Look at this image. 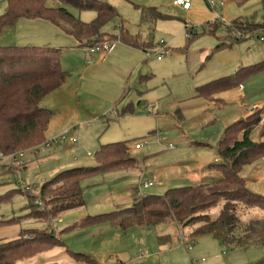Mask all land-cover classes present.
Returning a JSON list of instances; mask_svg holds the SVG:
<instances>
[{"label": "rangeland", "instance_id": "1", "mask_svg": "<svg viewBox=\"0 0 264 264\" xmlns=\"http://www.w3.org/2000/svg\"><path fill=\"white\" fill-rule=\"evenodd\" d=\"M108 1L115 6L116 0ZM159 1L164 3L166 0ZM222 2H228L229 5L223 8ZM46 3L49 7L61 6L59 0H46ZM214 4L221 13L223 11L227 21L222 24L226 26L240 16L261 18L263 14L260 0H214ZM161 5L163 14L168 18L150 25L142 22L141 10L137 6L126 0L119 3L116 6L118 15L102 28L107 35L115 36L112 46H117V49L115 55L102 64L98 63V58L104 60L109 53L104 58L100 54L96 55L98 57L94 56L87 63L86 59L90 56L78 39L62 25L44 19L19 18L0 29V47L42 46L59 49L61 66L70 75L62 84L64 87L55 91L64 95L59 103L56 101L53 105L52 97H45L41 102L43 107L48 108L51 104L60 110L51 118L45 133L46 140L53 142V150L47 153L40 151L38 154L27 152L25 159L29 166L21 172L10 173L0 169V195L11 188H18V177L31 184L35 194L58 171L70 167H94L98 162L97 154L109 143L127 142L131 155L139 162L133 168L85 178L82 186L86 205L66 211L55 219L25 217L28 212L24 208L27 200L21 193L14 194L12 201L0 204V216L5 219L21 217L14 224L0 227V240L16 239L22 229L44 228L46 232L51 229L63 243L16 264H85L78 258L84 255L94 258L98 264H257L264 260V243L249 247H226L221 239L210 234L190 239L188 236L192 228L180 229L172 222L152 227L135 226L127 231L108 221L80 225L81 220L88 215L102 216L131 205L136 193L134 188L142 194L161 195L169 185H198L212 177L220 178L217 165L209 167L208 164L218 159L217 142L225 123L230 121L228 118L233 114L241 111L244 104H264V71L243 81V91H239L238 87L229 91L235 93L234 96L224 92L214 94L215 99L207 98L209 96L199 98L195 91L204 83L235 74L242 67L262 61L264 42L248 37L240 43L246 57H242L241 63H245V58L250 65H223L219 60L211 61V56H207L215 53L216 45L220 43L209 29L210 20H203L206 17L204 8L212 15L211 8L204 2L202 10H195L193 15H188L176 8ZM6 6L7 0H0V15L5 12ZM69 10L82 21H91L95 16L92 10ZM187 22L194 26L196 32L191 38L185 35ZM116 24L119 26L116 27ZM121 26L130 34L138 35L141 42H147L152 37L153 43L165 40L170 51L163 52V61H159L156 57H148L147 49H127L125 45L128 44L120 40ZM220 26L216 33L226 35L227 31ZM231 43V40H227L225 45L230 47ZM138 58L142 62L146 60L144 63L154 73H149L152 77L143 80L144 85L154 84L160 88V93L171 91L169 96L159 98L160 109L165 111H160L161 114L159 108L157 112L156 100L147 99L148 104H153L147 109L137 102L139 73L130 74ZM85 69H88L89 75H86ZM83 78L85 84L81 86ZM121 92H124L123 97ZM237 92L240 94L236 98ZM217 97L222 98L224 107ZM199 99L201 103L196 101ZM131 100L135 102L134 108L128 105ZM145 100L141 97V103ZM177 101L180 102L182 114L177 106L171 107ZM139 115L146 118L139 120ZM174 125H178V128ZM62 134L67 136L65 140L53 141ZM252 136L255 140L260 139L258 128ZM70 138H77L78 141L71 143ZM137 142L145 145L137 149L134 146ZM171 144L173 149L169 147ZM7 161L6 157L0 156L2 166ZM241 176L248 179L247 184L251 189L264 195L263 158L245 166ZM148 181L154 184L149 187L141 185ZM221 208V205L213 208L212 216L216 217ZM239 208L245 220L263 215L260 209H248L243 205ZM165 234L170 235V239L159 241L158 236ZM188 245H192V249H188Z\"/></svg>", "mask_w": 264, "mask_h": 264}, {"label": "trees", "instance_id": "2", "mask_svg": "<svg viewBox=\"0 0 264 264\" xmlns=\"http://www.w3.org/2000/svg\"><path fill=\"white\" fill-rule=\"evenodd\" d=\"M61 6L49 7L46 0H7L5 12L0 15V29L16 22L19 18L45 19L56 25H62L78 41H102L115 36L102 31L103 26L118 15L115 6L106 0H59ZM207 2V0H205ZM141 10L143 23L153 25L156 21L167 19L155 7L137 6ZM92 10L96 13L93 20L86 22L70 12ZM264 19V0H262ZM222 23L210 25L211 32L217 35ZM122 27V26H121ZM264 27V22H255L253 18L239 17L224 25L227 31L223 41L216 49L226 47L227 40H233L235 32L254 30ZM121 42L146 50L158 43L141 42L138 35H132L121 28ZM245 39V38H242ZM242 39L235 38L236 41ZM225 40V41H224ZM234 40V42H235ZM264 71V60L242 67L235 74L211 80L199 89L200 95L232 89L242 84L251 76ZM61 66V51L55 47L12 46L0 47V154L8 155L17 151L25 153L47 142L45 133L54 111L41 105L42 100L59 88L69 77ZM264 107L246 119H240L229 125L216 148L219 162L217 170L221 177L199 185L173 187L164 194H142L137 191L131 205L106 215L81 220L80 225L97 221L111 222L115 227L127 231L138 227H152L160 223L172 222L177 228L191 229L188 236L194 239L199 235L210 234L221 239L226 247H249L264 243V195L251 190L241 176L244 166L256 160L264 159V141L252 136L259 128L264 136ZM50 142V141H49ZM52 145L44 153L50 152ZM52 151V150H51ZM94 167H70L57 172L51 180L43 183L38 193L24 192L19 187L11 188L0 195V204L13 200L16 193L25 196L28 212L27 218L38 220L55 219L62 213L84 207V190L82 181L100 173L133 168L137 165L125 141L109 143L97 154ZM27 163V162H26ZM2 166L0 167V169ZM11 168L8 172H21ZM222 208L216 217L213 208ZM260 209L258 218L245 220L241 217L239 207ZM21 217L5 219L0 216V227L11 225ZM22 229L16 239L0 240V264H16L18 261L32 257L57 244H63L49 229ZM159 241H168L170 235H159ZM82 255V253H78ZM85 264H98L90 256L78 257ZM264 264V260L257 263Z\"/></svg>", "mask_w": 264, "mask_h": 264}, {"label": "crops", "instance_id": "3", "mask_svg": "<svg viewBox=\"0 0 264 264\" xmlns=\"http://www.w3.org/2000/svg\"><path fill=\"white\" fill-rule=\"evenodd\" d=\"M124 0H116V2H114V3H116L115 4V7L119 4V3H122ZM126 1H128L129 3H131V4H134L135 6H151V7H155V8H157L159 11H161L162 12V10H161V7H162V5L161 4H165L166 6H169V7H172V8H176V9H178L179 11H181V12H185L186 14H188V15H193V12L195 11V10H202L203 8H204V2H205V0H193V3H192V8L190 9V10H187V11H185V10H182L181 8H179V7H177V6H175L174 4H173V1L174 0H166V1H164V3H162V2H160L159 0H126ZM109 2V1H108ZM260 2H261V6H262V0H260ZM206 3V2H205ZM112 5H114V4H112ZM206 5L208 6V4L206 3ZM229 5V3L228 2H226V4H225V2H222L221 3V6H223V8H226L227 6ZM209 7V6H208ZM117 8V7H116ZM138 8V7H137ZM210 8V7H209ZM212 10V9H211ZM204 11H205V13H206V17H205V19H203L204 21L206 20V21H209V20H211L212 19V17H213V14L212 15H210L209 14V12L207 11V10H205V8H204ZM94 12V11H93ZM95 13V12H94ZM163 13V12H162ZM222 13H223V11H222ZM262 13H263V10H262ZM224 14V13H223ZM95 16H96V13H95ZM95 16L93 17V19L95 18ZM240 17H242V16H240ZM237 18H239V17H237ZM245 18H248V17H245ZM250 18H253L254 20H255V22H264V19H263V14H262V17L261 18H255V16H252V17H250ZM92 19V20H93ZM236 19V18H235ZM45 20V19H44ZM47 21H49V20H47ZM49 22H51V21H49ZM86 22H89V21H86ZM157 22V21H156ZM155 22V23H156ZM52 23V22H51ZM154 23V24H155ZM153 24V25H154ZM157 24V23H156ZM219 37H220V39H219V42H221V41H223V37H225V34H217ZM233 40H231V44H230V47H228V45H226V47H223L222 49H219V50H217V51H215V53H213L212 55H208L207 56V58H209L210 56H211V58H209V60L211 59V61H216V60H219L223 65H228V64H233V63H237V65H240V64H247V65H250V63H246L247 61V59H245L246 57L244 56V53H243V49L241 48V42H242V40H245V39H242V40H240V41H236L235 40V38H232ZM234 40H235V42H234ZM155 42L154 40H153V37L152 38H149L148 40H147V42ZM225 41V40H224ZM158 43V42H157ZM218 44H220V43H218ZM217 44V45H218ZM119 45V44H118ZM125 45V44H124ZM216 45V46H217ZM116 47V48H115ZM113 46L112 47V52L110 51L109 52V54H108V56H107V58L106 59H104V60H101V59H99L98 58V63H104V61L105 60H109L112 56H114L115 55V50L117 49V46ZM120 47H122V46H120ZM125 47H128L127 49H131V48H134V49H138V50H142L143 51V49H140V48H136V47H132L131 45L129 46V45H125ZM131 47V48H130ZM114 48V49H113ZM145 51V50H144ZM107 54H105V55H107ZM105 55H102L103 57L102 58H104V56ZM96 57H98V56H96ZM242 57H245L244 59H243V62H245V63H241V59H242ZM264 58V57H263ZM162 61H163V58L161 59ZM264 60V59H263ZM262 60V61H263ZM160 61V60H159ZM144 62H146V60H144ZM144 62H142L141 61V58L139 59H137L136 61H135V63H134V65H133V69H132V72H131V74L130 75H136V72L137 73H139V82H140V89H138L137 90V95L139 96L138 97V99H137V102L138 103H140V106H142V104H143V106H142V108H145L144 106H147L145 109H147V108H151V107H149L148 105H150L151 103H149L148 104V100L147 99H152V101L153 100H156L157 101V103H155V106H156V108H157V112H158V108H159V112L161 111V112H165V111H162V109H160V100H159V98H163V97H161V96H169L170 95V92H168V91H165V92H159L160 90V88H157V86H155L154 84H152V85H150V86H148V85H144V82H143V80H145V79H147V78H150V76L152 77V75H154V73H153V69L147 64V63H144ZM101 63V64H102ZM236 65V66H237ZM247 65H245V66H247ZM87 71V72H86ZM84 72H86V75H89L90 73H88V69L86 70H84ZM149 73H152V75H150L149 76ZM225 76H228V75H225ZM222 77H224V76H222ZM220 78V77H219ZM217 79V78H216ZM214 80V79H213ZM146 81V80H145ZM83 84H85V78H83V81L80 83V85L82 86ZM205 84V83H204ZM203 85V84H202ZM201 86V85H200ZM200 86H198L197 88H196V95L199 97V98H202V97H204V96H206V95H200L199 94V87ZM61 87H64V85H61L59 88H61ZM67 87H68V85H66L65 86V89H67ZM236 87H238V89H239V91H243V85L241 84V85H239V86H236ZM59 88H57L56 90H54L53 92H51L50 94H48L46 97H52V102H53V105L56 103V101H58V103L62 100V98L64 97V95H62V94H57L55 91H58V89ZM235 88V87H234ZM233 89V88H232ZM232 89H228V90H225V91H221V92H218V94H221V93H226V92H229V91H231ZM64 91V90H63ZM55 93V94H54ZM60 93H62V92H60ZM122 93V92H121ZM160 93V94H159ZM238 93L240 94V92H237V94H236V98L238 97ZM123 94H124V92L122 93V97H123ZM216 94V93H215ZM229 94H231L232 96H234L235 95V93H233V92H229ZM53 95V96H52ZM140 95H141V97H144L146 100L144 101V103H141V97H140ZM128 96V93H127V95L124 97V99L126 98ZM202 96V97H201ZM209 97H207V98H211V99H215L216 98V96L213 94V95H208ZM167 99V98H166ZM206 99V98H205ZM217 99H219L221 102H222V107H224L223 105V100H222V98L221 97H217ZM198 103H201V102H199V101H201L200 99L199 100H196ZM151 102V101H150ZM135 104V102H134V100H131L130 101V103L128 104L129 106L131 105V106H133ZM145 104V105H144ZM180 102L179 101H177V102H174L173 103V105H171V107L172 108H175L176 106H177V109L179 110V111H181V109H180ZM218 104V103H217ZM53 105H48L49 107L48 108H50L51 109V107H53ZM255 105H258V109H253V106H255ZM128 106V108H130ZM171 107H165V108H171ZM264 107V104H262V103H257V104H254V105H243V109L241 110V111H238L236 114H233L231 117H230V119L228 118V120H230L228 123H225V125H224V128H223V133H224V131H225V129L229 126V125H231L232 123H234V122H236V121H238V120H240V119H246L247 117H249L250 115H252L253 113H255L256 111H258V110H261L262 108ZM56 108V109H55ZM133 108H134V106H133ZM176 109V110H177ZM53 111H54V114L56 115L60 110L58 109V107H53V109H52ZM161 112H160V114H161ZM53 114V115H54ZM181 114H182V111H181ZM53 115H52V117H53ZM51 117V118H52ZM146 117L145 116H143V115H139V117H138V119L139 120H141V119H145ZM51 121V120H50ZM50 124V123H49ZM160 125H161V123H160ZM161 126H163V125H161ZM49 127V126H48ZM174 127L175 128H178V125H174ZM134 128H136V127H134ZM162 128H164V127H162ZM162 128H158L160 131H163V129ZM258 130H259V128H258ZM223 133H222V135H223ZM222 135H221V137H222ZM259 135H260V139L258 140V141H261L262 140V136H261V134H260V132H259ZM221 137H220V139H221ZM219 139V140H220ZM257 140V139H256ZM263 141V140H262ZM219 142V141H218ZM218 142H217V144H218ZM51 150H53V149H51ZM257 161V160H256ZM255 161V162H256ZM219 162V160L218 159H214V161H211L209 164H208V166L209 167H211V165L212 164H217ZM254 163V162H253ZM4 165V164H3ZM139 165V162H138V160H137V165L136 166H138ZM249 165H251V164H249ZM0 166H2L1 164H0ZM28 166H29V164H28V162L26 163V168L25 169H27L28 168ZM135 166V167H136ZM207 166V167H208ZM247 166V165H246ZM245 167V166H244ZM243 167V168H244ZM208 169H210V168H208ZM59 172V171H58ZM243 177V176H242ZM215 177H212L211 179H214ZM244 179H245V181H246V185L248 186V179L246 178V177H243ZM211 179H209V180H211ZM216 179H218V178H216ZM208 179H206V181H202L201 183H205V182H207V181H209ZM200 183V184H201ZM185 185H187V184H185ZM185 185H180V186H185ZM199 185V184H198ZM173 187H179V185H175V186H173V185H169L168 186V189H170V188H173ZM249 187V186H248ZM250 188V187H249ZM167 189V190H168ZM251 189V188H250ZM166 190V191H167ZM251 190H253V189H251ZM254 191V190H253ZM255 192H257V191H255ZM259 193V192H258ZM42 230H44V228L42 229Z\"/></svg>", "mask_w": 264, "mask_h": 264}, {"label": "built area", "instance_id": "4", "mask_svg": "<svg viewBox=\"0 0 264 264\" xmlns=\"http://www.w3.org/2000/svg\"><path fill=\"white\" fill-rule=\"evenodd\" d=\"M108 1V0H106ZM192 3L193 0H174L173 4L179 8H181L182 10H190L192 8ZM208 4V6L212 9L213 11V17L212 19L208 22V26L216 24V23H224L227 21V19L224 17V15L221 13L220 10H218V8L216 7V5L214 4V0H207L206 2ZM228 25H231V23H229ZM119 25L116 24V27H118ZM196 33L194 31V26H192L190 23H186V32L185 35L187 38H191L192 34ZM235 38H248V37H255L257 38L259 41L264 42V27H260L254 30H241V31H237L234 34ZM113 42L110 39H105L102 41H92L89 42L88 44L83 45L85 52L89 57H87L86 62L90 63L93 60V57L96 55H105L107 53H109L112 50V46ZM170 48L167 44V42L165 40H160L158 42V44L154 47V48H148L146 50L147 52V56L148 57H156L158 60L162 59V54L163 52H169ZM149 107H153V104L148 105ZM145 108L147 106H144ZM253 109H258V105L253 106ZM264 119V118H263ZM67 138V136L65 134H62L61 137H59L58 139H54V142L60 141V140H65ZM69 141L71 143H76L78 141L77 138H70ZM52 141H47L44 144L39 146V149L35 148L32 151L34 152V154H38L40 153V151H43V153L46 151V148L52 145ZM145 145V143H141V142H137L135 143V148L139 149L141 147H143ZM170 149H173L174 146L171 144ZM26 153L24 151H17V152H13L10 153L8 155H3L0 154V156H4L8 159V161L2 166L1 171L4 172H8L11 168H16L19 169L22 166H24L26 164ZM19 172V171H17ZM17 187H19L22 191L24 192H33V186L31 184L26 183L21 177H18L17 181H16ZM154 184L153 181H148V182H143L141 183V185L145 186V187H149L152 186ZM35 189H37V187H35ZM184 245L186 244L185 241ZM188 249H192V245H188L187 246Z\"/></svg>", "mask_w": 264, "mask_h": 264}]
</instances>
